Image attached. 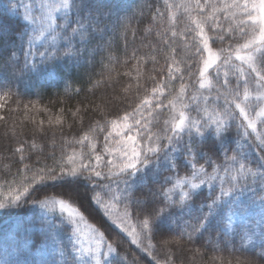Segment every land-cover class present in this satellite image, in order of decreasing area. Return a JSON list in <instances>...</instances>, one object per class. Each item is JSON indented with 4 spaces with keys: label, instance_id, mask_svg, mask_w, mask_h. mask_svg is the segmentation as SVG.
<instances>
[{
    "label": "snow or ice",
    "instance_id": "snow-or-ice-1",
    "mask_svg": "<svg viewBox=\"0 0 264 264\" xmlns=\"http://www.w3.org/2000/svg\"><path fill=\"white\" fill-rule=\"evenodd\" d=\"M39 8L42 10L39 21L32 15L31 6L25 5L24 11H20V0L10 3L8 14L0 12V68L11 70L13 76L38 69L33 52L37 40H45L49 45L45 52L39 53L40 64L56 65L65 59H79L89 50L93 38L102 34L103 17L114 14L111 7H94L90 0H41ZM192 8L199 12L191 29L198 32L199 43L192 45L194 52L189 59L193 63L186 70L191 74L192 68H196L200 87L215 91L216 95L202 96L204 105L194 109L196 116L186 115L188 104L184 100L188 92L181 76L179 91L167 105L176 115L156 125L158 131H153L145 116L146 112H151L152 102L143 97L139 105L132 107L131 113L125 112L124 123L112 121L113 132H108L101 152H96L93 144V151L82 157L78 167L58 165L59 170L51 168L43 175L37 173L39 183L54 182L66 176L85 177L94 193L89 199L95 200L111 224L126 233L132 244L140 245L146 256L152 254L149 248L155 251V246H144L142 241L157 237L162 241L161 247L199 243L204 248L207 240L209 246L215 242L216 250L226 248L230 243L226 233L231 231L236 208H251L257 201L260 218L254 222V227L258 238L264 241V0H225L222 8L211 0L206 3L195 0ZM57 13H62V20L57 18ZM225 14L229 24L226 30L218 19ZM11 17L19 19L13 21ZM104 28H107L106 23ZM205 28L216 35L209 36ZM210 41L221 47L215 50ZM233 58L239 63H234ZM222 69L227 70L221 79ZM233 69L235 82L228 79ZM210 75L216 79L218 88L210 87ZM253 86L255 92L250 93L249 88ZM12 89L7 85L0 88V98L12 96ZM151 91L159 95L161 88L153 87ZM173 92L175 89L168 95L172 96ZM253 95L254 102H250ZM156 103L163 105V101ZM130 116L131 125L128 124ZM257 118H260L259 123ZM113 133L118 139L110 147ZM87 139L85 135L84 140ZM104 154L112 159H104ZM178 155L185 158L184 171L188 174L184 176L179 175ZM68 159L74 165L73 157ZM83 159L89 162L84 164ZM201 159L207 168L199 163ZM162 161L167 162V168L163 172L155 171ZM145 170L152 172L156 187L150 189V198L141 201L133 189L135 184L145 181ZM37 176L31 179L35 181ZM204 186L208 187L209 195L193 209L196 198L203 196L197 190ZM23 193L26 197L29 189L24 187ZM62 194L73 199L71 191ZM22 199L20 195H13L7 203L0 201V210L18 207ZM37 202L50 212H54L58 204L61 215L67 214L59 224L54 217L42 219L39 227L43 242H53L61 260H45L41 264H113L109 257L120 254L121 241L110 239L113 229L103 217L101 222L105 227L101 231L65 199L33 200ZM177 209L187 210V218L178 217L173 228L170 218ZM224 219L228 221L227 226L223 225ZM61 224L72 225L67 244L58 239ZM13 253L20 259L12 264H33L32 245L26 236L20 237ZM153 261L159 264L155 256ZM0 264H9L6 255L0 257ZM122 264H142V261L136 257L128 261L124 256ZM247 264H255V261L249 260Z\"/></svg>",
    "mask_w": 264,
    "mask_h": 264
},
{
    "label": "trees",
    "instance_id": "trees-1",
    "mask_svg": "<svg viewBox=\"0 0 264 264\" xmlns=\"http://www.w3.org/2000/svg\"><path fill=\"white\" fill-rule=\"evenodd\" d=\"M186 1L90 0L94 7H111L114 14L103 17L102 34L93 38L89 50L79 59H65L56 65L40 64L39 53L45 52L49 45L45 40H37L33 46L39 65L36 71L13 76L11 70L0 68V88L10 86L14 93L2 97L0 108V201L7 203L13 195L23 197L20 206L0 210V238L40 237L42 219L54 217L55 212L33 200L47 197L69 201L101 231L105 227L101 222L103 217L113 229L110 239L120 240V251L129 258L136 257L142 264H156L153 256L159 264H247L254 260V257L236 253H212L191 244L161 247L162 242L146 256L136 251L126 236L104 216L95 200L89 199L94 193L85 177L66 176L54 182H38L37 173L43 175L51 168L59 170L58 165L78 167L82 157L93 151V144L96 152L102 151L104 140L96 122L101 114H107L105 109L118 108L121 104L112 99L114 95L120 96L124 88L123 68L117 71L118 65L128 57L131 45L153 18ZM11 2L13 0H0V12L8 14ZM40 3L41 0H20V11H24L25 5L31 6L32 15L39 21L42 16ZM56 15L62 20V13ZM11 19L15 21L19 17ZM105 23L107 28H104ZM108 45L110 48L106 47ZM112 67L115 79L109 81L107 75ZM85 135L87 140H84ZM69 156L73 157L74 165ZM103 158L107 159L105 154ZM88 162L83 159L84 164ZM92 163H96L94 158ZM33 176H37V180H32ZM24 187L29 189L26 197ZM65 191H71L73 199L63 195ZM254 261L259 264L258 260Z\"/></svg>",
    "mask_w": 264,
    "mask_h": 264
},
{
    "label": "rangeland",
    "instance_id": "rangeland-1",
    "mask_svg": "<svg viewBox=\"0 0 264 264\" xmlns=\"http://www.w3.org/2000/svg\"><path fill=\"white\" fill-rule=\"evenodd\" d=\"M207 0H202V3H206ZM213 4H217L221 8L225 3V0H211ZM230 2V0H228ZM195 0H187L183 4L173 7L165 12L160 13L158 16L153 18L145 30L141 33L139 38L131 45L129 49V54L126 59L121 61L117 68L119 71L121 68L122 76H124L125 81L123 82L124 88L123 93L120 96L114 95L113 100L117 103H121L118 108H107V114H101L96 122L98 131L102 134L103 140L108 135V132H113L112 121L117 120L118 123H124L122 117L125 112L131 113L132 107L140 104V100L143 97H147L152 103L149 105L151 112H146L145 116L150 121L149 126L153 127V131H158L159 128L156 125L163 124L165 121L171 120L175 115L176 111L168 108L169 99H173L175 94L179 91L181 84V76H183V82L187 87L188 98L184 100V103L188 104V109L186 115L196 116V111L194 109L197 105L203 107L204 101L201 99L202 96L216 95L215 91L209 92L206 88L200 87V78L196 68H192L191 74L186 70L188 65L192 64L193 61L189 59L192 56L194 49L192 45L194 43L198 44V32H192L191 29L194 27L193 21L199 17V12L194 10L192 6L194 5ZM187 6V8H186ZM192 9V10H188ZM211 9H209V12ZM227 14L218 19L221 21L222 26L225 27V30L229 26L227 22ZM208 32L207 28H205ZM175 32L176 35L173 36L172 33ZM187 34V37H186ZM209 36H215V32H208ZM212 47L215 50H218L221 45L218 43H212ZM234 59V58H233ZM234 63H239L235 61ZM114 68L112 67L109 70L107 79L112 81L115 79ZM178 70V71H177ZM227 69L221 70V79L223 78V72ZM214 71V70H210ZM235 70L229 72L228 79L235 82L236 77L233 75ZM113 72V73H111ZM210 87L218 88L219 85L216 83V79L210 75ZM165 85H167L165 87ZM153 87H160L161 93L157 95L153 93L151 89ZM175 89L172 96H169L168 93ZM221 92L224 89L220 90ZM250 93L255 92V88H249ZM3 98H0V105H3ZM242 99V97H241ZM156 101H163V105H159ZM250 102H254V95L250 97ZM1 108V107H0ZM184 110V109H181ZM258 123L260 118H257ZM128 124H133L131 116L129 117ZM135 132V130H134ZM129 133V134H134ZM143 135V133H141ZM118 139L113 133V137L109 139V146L111 147L113 142ZM139 139V138H138ZM142 143H147L143 141ZM107 159H112V157L105 154ZM177 164L180 168L179 175L184 176L188 174L184 171L186 165L184 163L185 158L182 156L176 157ZM200 164H207L203 159L199 161ZM167 168V162L162 161L158 169L155 171L163 172ZM211 171V169H208ZM115 187V186H113ZM121 189L124 187L123 184L120 185ZM156 187L154 183V177L152 172L145 170V181L138 182L134 185V194L136 197H139L141 201L144 198H150V189L154 190ZM197 191L202 192L203 196L196 198L195 203L193 204V209L199 207L200 203L204 202V197L209 195V189L207 186H204L202 189ZM103 195V193H102ZM107 199V197H105ZM59 200V199H56ZM67 201V200H66ZM70 203L69 201H67ZM72 204V203H70ZM73 207L77 208L72 204ZM122 207V206H121ZM78 209V208H77ZM79 210V209H78ZM80 211V210H79ZM131 211V210H130ZM55 216L57 224L61 220H64L66 213L62 216L60 213L59 205H55ZM81 212V211H80ZM179 209L175 210L173 216L170 218L172 223L171 227L175 228L174 221L178 218H187L185 213ZM259 202L257 201L256 205H253L251 208H241L237 207L235 213L233 214V223L231 224V231L226 233L230 237V243L226 248L216 250L215 242L213 245L209 246L207 240H205V249L206 251L216 253V254H233L254 257L252 259L258 260L259 264H264V241H261L258 238V232L254 227V222L259 220ZM86 219V218H85ZM86 221L90 223L87 219ZM132 223L136 224V217L133 215ZM183 225V219L180 221ZM114 225V224H113ZM223 225L227 226V219L223 220ZM121 233H123L126 238L131 242L130 237L127 236L119 227L114 225ZM219 227V226H217ZM190 231V230H189ZM72 232V225L70 224H61L58 230V239L63 241L65 244L68 243V237ZM174 235H177L174 233ZM247 236L248 238L242 239V237ZM165 237L164 239H166ZM29 243L32 245V253L30 256L33 264H41L45 260H55L59 262L61 257L59 256L56 245L48 241L46 244L43 242V234L39 237L33 238L28 237ZM159 237L152 239L151 241H142L144 246L153 245L155 250L157 246L161 243ZM20 243V236H11L0 238V257L7 256L9 264H12L13 261L20 259L18 255L13 253V249ZM132 247L144 254L143 249L140 245L132 244ZM193 245V244H191ZM200 246L199 243L195 244ZM149 251L153 253V249L149 248ZM126 256L123 252L120 251V254L114 253L109 259L113 261V264H122V258ZM128 261H132V257L127 256Z\"/></svg>",
    "mask_w": 264,
    "mask_h": 264
}]
</instances>
